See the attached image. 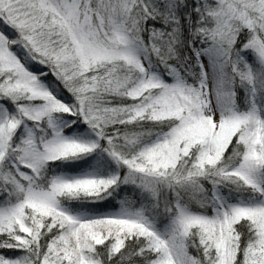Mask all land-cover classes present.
Masks as SVG:
<instances>
[{
  "label": "snow or ice",
  "instance_id": "snow-or-ice-1",
  "mask_svg": "<svg viewBox=\"0 0 264 264\" xmlns=\"http://www.w3.org/2000/svg\"><path fill=\"white\" fill-rule=\"evenodd\" d=\"M0 264H264V0H0Z\"/></svg>",
  "mask_w": 264,
  "mask_h": 264
}]
</instances>
